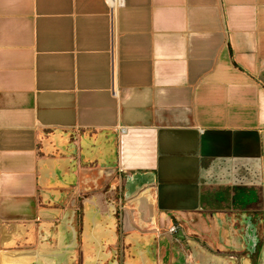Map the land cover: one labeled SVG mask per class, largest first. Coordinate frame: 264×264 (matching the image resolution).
Returning a JSON list of instances; mask_svg holds the SVG:
<instances>
[{
    "label": "crops",
    "instance_id": "1",
    "mask_svg": "<svg viewBox=\"0 0 264 264\" xmlns=\"http://www.w3.org/2000/svg\"><path fill=\"white\" fill-rule=\"evenodd\" d=\"M255 221L264 0H0V264H264Z\"/></svg>",
    "mask_w": 264,
    "mask_h": 264
},
{
    "label": "flooded vegetation",
    "instance_id": "2",
    "mask_svg": "<svg viewBox=\"0 0 264 264\" xmlns=\"http://www.w3.org/2000/svg\"><path fill=\"white\" fill-rule=\"evenodd\" d=\"M185 225L188 226L186 223H185ZM259 225H260L259 221H255V223L250 222L249 229H248V231H246L247 236H245V239H247L248 245H249L250 249H252V250L258 249L260 247L262 249V247L264 245V241H263L264 235L261 234L260 228L258 227ZM175 226H176V232L175 233H177L183 229V227L179 223L175 224ZM190 226L191 225H189L187 227V229L190 231L191 230L193 231V228H191ZM182 235L183 234H181V236Z\"/></svg>",
    "mask_w": 264,
    "mask_h": 264
},
{
    "label": "built area",
    "instance_id": "3",
    "mask_svg": "<svg viewBox=\"0 0 264 264\" xmlns=\"http://www.w3.org/2000/svg\"><path fill=\"white\" fill-rule=\"evenodd\" d=\"M108 2V4L110 5L111 9H115V8H121L125 5L126 0H106ZM170 232L174 233L176 232V226L173 225L170 228Z\"/></svg>",
    "mask_w": 264,
    "mask_h": 264
},
{
    "label": "water",
    "instance_id": "4",
    "mask_svg": "<svg viewBox=\"0 0 264 264\" xmlns=\"http://www.w3.org/2000/svg\"><path fill=\"white\" fill-rule=\"evenodd\" d=\"M172 221L177 224L178 223V218L176 216L172 217ZM182 230H180L179 232L176 233V237L179 238L180 240H185V236L182 235Z\"/></svg>",
    "mask_w": 264,
    "mask_h": 264
},
{
    "label": "rangeland",
    "instance_id": "5",
    "mask_svg": "<svg viewBox=\"0 0 264 264\" xmlns=\"http://www.w3.org/2000/svg\"><path fill=\"white\" fill-rule=\"evenodd\" d=\"M175 233V232H174Z\"/></svg>",
    "mask_w": 264,
    "mask_h": 264
}]
</instances>
